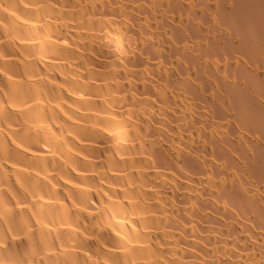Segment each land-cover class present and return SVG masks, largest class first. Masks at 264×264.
<instances>
[{"label":"bare ground","instance_id":"1","mask_svg":"<svg viewBox=\"0 0 264 264\" xmlns=\"http://www.w3.org/2000/svg\"><path fill=\"white\" fill-rule=\"evenodd\" d=\"M0 264H264V0H0Z\"/></svg>","mask_w":264,"mask_h":264}]
</instances>
